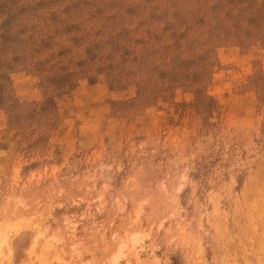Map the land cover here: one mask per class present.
Here are the masks:
<instances>
[{"label": "rangeland", "instance_id": "rangeland-1", "mask_svg": "<svg viewBox=\"0 0 264 264\" xmlns=\"http://www.w3.org/2000/svg\"><path fill=\"white\" fill-rule=\"evenodd\" d=\"M0 264H264V0H0Z\"/></svg>", "mask_w": 264, "mask_h": 264}]
</instances>
